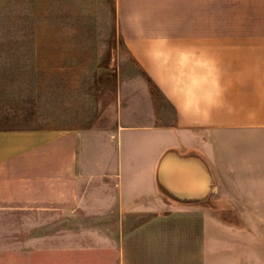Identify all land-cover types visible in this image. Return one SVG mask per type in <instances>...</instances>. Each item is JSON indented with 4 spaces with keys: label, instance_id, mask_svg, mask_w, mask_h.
Instances as JSON below:
<instances>
[{
    "label": "crops",
    "instance_id": "0c3cea01",
    "mask_svg": "<svg viewBox=\"0 0 264 264\" xmlns=\"http://www.w3.org/2000/svg\"><path fill=\"white\" fill-rule=\"evenodd\" d=\"M114 18L139 74L81 84V114L55 109L48 73L0 98L14 250L39 264H264V0H114ZM45 38L0 56L49 59Z\"/></svg>",
    "mask_w": 264,
    "mask_h": 264
},
{
    "label": "rangeland",
    "instance_id": "374dc122",
    "mask_svg": "<svg viewBox=\"0 0 264 264\" xmlns=\"http://www.w3.org/2000/svg\"><path fill=\"white\" fill-rule=\"evenodd\" d=\"M16 37L52 39V57L15 60L0 56V98L7 91L13 94L17 78L48 73L54 80L55 109L68 99L66 106L72 114H81V84L93 90L94 85L113 84L119 74L130 78L139 74V64L117 34L114 0H0V54L14 51ZM11 105L4 102L1 106V119H12ZM14 244L13 220H0V264L43 262L39 253L32 258L30 253L15 251Z\"/></svg>",
    "mask_w": 264,
    "mask_h": 264
}]
</instances>
